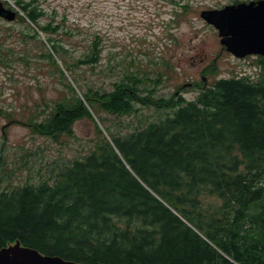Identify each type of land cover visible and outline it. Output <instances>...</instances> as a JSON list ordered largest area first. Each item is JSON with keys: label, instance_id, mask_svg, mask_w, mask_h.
Segmentation results:
<instances>
[{"label": "trees", "instance_id": "16d2710c", "mask_svg": "<svg viewBox=\"0 0 264 264\" xmlns=\"http://www.w3.org/2000/svg\"><path fill=\"white\" fill-rule=\"evenodd\" d=\"M179 1H171L174 26L194 9ZM15 4L77 83L59 44L71 31L40 26L43 12L32 2ZM99 58L94 40L76 62L94 67ZM258 65L255 80L201 83L193 101L155 98L158 81L149 85L139 70H128L111 92L87 91L86 104L67 83L49 117L28 116L34 133L71 136L75 122L93 121L91 111L131 115L136 104L172 113L125 134L106 129L110 140L95 125L94 149L52 183L0 189V250L18 244L84 264H264V59Z\"/></svg>", "mask_w": 264, "mask_h": 264}, {"label": "rangeland", "instance_id": "374dc122", "mask_svg": "<svg viewBox=\"0 0 264 264\" xmlns=\"http://www.w3.org/2000/svg\"><path fill=\"white\" fill-rule=\"evenodd\" d=\"M15 1L18 0L8 2L19 10ZM23 1H33L43 10L40 26L53 19L71 31L70 37L62 35L61 46L74 66L72 72L78 82L70 80V71L59 73L65 67L62 60L58 59V69L51 67L44 55L45 34L34 37L31 27L17 17L12 22L0 18V108L15 120L8 124L0 115L1 190L27 183H52L62 167L94 149L95 125L105 135L106 129L125 134L172 113L140 104L131 115L101 112V120L95 116V122L77 121L71 136L63 134L55 140L36 135L26 124L19 123L30 115H36L37 121L49 117L54 104L67 92V83L78 95L89 90L108 93L128 70H139L141 77L152 80L149 85L158 81L155 98L175 95L191 101L198 95L197 85L203 77L205 87H209L217 79H256L259 74L256 57L238 59L226 52L216 29L199 16L202 10L251 0H190L194 9L175 27L170 25L174 10L171 0ZM95 38L99 62L94 67L77 64Z\"/></svg>", "mask_w": 264, "mask_h": 264}, {"label": "water", "instance_id": "95a60500", "mask_svg": "<svg viewBox=\"0 0 264 264\" xmlns=\"http://www.w3.org/2000/svg\"><path fill=\"white\" fill-rule=\"evenodd\" d=\"M0 16L12 20L14 13L0 3ZM200 17L214 26L220 44L237 58L247 55L264 57V0L226 5L221 9L203 10ZM14 247V246H13ZM0 264H84L45 256L18 246L0 250Z\"/></svg>", "mask_w": 264, "mask_h": 264}]
</instances>
